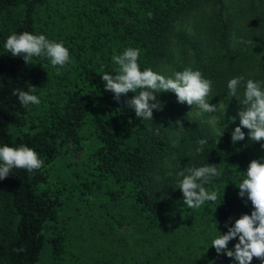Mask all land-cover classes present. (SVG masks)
I'll use <instances>...</instances> for the list:
<instances>
[{"label":"trees","instance_id":"trees-1","mask_svg":"<svg viewBox=\"0 0 264 264\" xmlns=\"http://www.w3.org/2000/svg\"><path fill=\"white\" fill-rule=\"evenodd\" d=\"M24 31L63 42L70 62L60 68L46 57L26 64L11 56L7 37ZM129 47L140 50L141 70L165 76L201 71L213 82L209 103L217 104L216 112L197 115L195 105L162 92L163 107L153 110V120L136 117L124 103L134 94L117 102L101 77L118 69L112 57ZM241 75L264 81V0H0V146L26 145L44 161L40 169H13L0 181V264H40L46 255L56 264L66 259L70 232L57 226L68 188L118 201L130 196L135 217L162 232L172 219L188 218L223 233L226 223L250 214L251 203L238 196L236 185L252 159L264 160V141L249 140L246 128L244 140L231 141L243 106L229 97L227 83ZM32 86L40 103L24 107L13 91ZM211 117L217 129L226 128L218 143ZM88 131L97 141L95 176L69 184L61 179L63 186L55 187L50 166ZM199 139L207 144L196 153ZM209 163L223 174L205 187L220 199L194 213L183 202L177 173Z\"/></svg>","mask_w":264,"mask_h":264},{"label":"clouds","instance_id":"clouds-1","mask_svg":"<svg viewBox=\"0 0 264 264\" xmlns=\"http://www.w3.org/2000/svg\"><path fill=\"white\" fill-rule=\"evenodd\" d=\"M241 42L253 43L251 40ZM4 47L11 56L23 57L26 64H31L33 57H46L53 67L62 68L71 59L70 51L63 42L28 31L19 34L13 32L7 37ZM139 57L138 48H126L122 54L112 57L118 69L101 75L105 91L113 93L117 102L129 93L134 94L124 103L134 110L136 117L153 120V110H162L163 107L162 102L157 99V94L162 92L175 93L179 103L195 105L199 110L197 115L216 112L217 104L209 103L213 82L205 78L201 71L186 68L183 71H175L171 76H165L151 68L141 70ZM227 88L229 97H235L243 106L238 112L239 125L231 133L232 143L245 139L242 128L248 130L249 140L264 141V81L251 78L245 80L242 75L235 76L228 81ZM241 88L244 90L242 99ZM34 91L35 86H32L30 91L16 89L13 95L18 97L24 107L38 105L40 99L33 94ZM225 129H216L217 143ZM206 144V139H199L195 152H203ZM261 147L264 148V143H261ZM43 164L44 161L31 147H12L7 144L0 146V181L6 179L13 169L32 172L40 169ZM245 172L246 175L236 186L239 188L238 196L246 198L245 204L250 201L252 210L250 214L240 215L231 225L226 223L227 231H219L220 234L212 239L210 247H214L218 256L226 255L233 264H252L254 258L264 264V160L252 159ZM222 174L215 163L179 171L177 175L182 179L178 188L183 194V202L191 209H199L209 201L216 202L220 199L218 192L209 191L205 185L220 178ZM233 240L237 242L230 248L229 243Z\"/></svg>","mask_w":264,"mask_h":264},{"label":"rangeland","instance_id":"rangeland-1","mask_svg":"<svg viewBox=\"0 0 264 264\" xmlns=\"http://www.w3.org/2000/svg\"><path fill=\"white\" fill-rule=\"evenodd\" d=\"M169 113L167 110L165 117L169 118ZM210 123L217 129L213 117ZM96 145L89 131L79 144L69 145L49 168L51 183L59 188L63 186L58 182L61 179L69 184L81 180L79 176L93 178L90 172H97L93 156ZM61 198L64 202L57 229L67 228L71 239L61 264H233L210 247L212 239L220 234L213 223L172 219L168 232H162L158 224L150 225V220L135 217L130 196L118 201L103 192L72 193L68 188ZM196 210L191 211L197 213ZM229 247L233 246L229 243ZM40 264L56 263L46 255Z\"/></svg>","mask_w":264,"mask_h":264}]
</instances>
